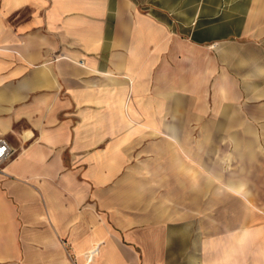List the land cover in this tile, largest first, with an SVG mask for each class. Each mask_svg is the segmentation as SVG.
Masks as SVG:
<instances>
[{
    "label": "crops",
    "instance_id": "0c3cea01",
    "mask_svg": "<svg viewBox=\"0 0 264 264\" xmlns=\"http://www.w3.org/2000/svg\"><path fill=\"white\" fill-rule=\"evenodd\" d=\"M0 139V264H264V0H0Z\"/></svg>",
    "mask_w": 264,
    "mask_h": 264
},
{
    "label": "rangeland",
    "instance_id": "374dc122",
    "mask_svg": "<svg viewBox=\"0 0 264 264\" xmlns=\"http://www.w3.org/2000/svg\"><path fill=\"white\" fill-rule=\"evenodd\" d=\"M199 183V182H198ZM198 185V184H197ZM196 202H197V204L198 205H203L204 204V202H205V197H204V194L201 192L200 193V191H198V195H197V198H196ZM203 216H204V212L203 211H197V225H198V231L200 230V228H199V226H200V221L202 220V219H204L203 218ZM201 219V220H200Z\"/></svg>",
    "mask_w": 264,
    "mask_h": 264
},
{
    "label": "built area",
    "instance_id": "2783aa9c",
    "mask_svg": "<svg viewBox=\"0 0 264 264\" xmlns=\"http://www.w3.org/2000/svg\"><path fill=\"white\" fill-rule=\"evenodd\" d=\"M0 147H3L5 149L3 153H0V163H1L5 157L12 155L14 153V150L9 146L7 141L4 139H0Z\"/></svg>",
    "mask_w": 264,
    "mask_h": 264
},
{
    "label": "snow or ice",
    "instance_id": "6c2138e0",
    "mask_svg": "<svg viewBox=\"0 0 264 264\" xmlns=\"http://www.w3.org/2000/svg\"><path fill=\"white\" fill-rule=\"evenodd\" d=\"M5 149L3 147H0V153H3Z\"/></svg>",
    "mask_w": 264,
    "mask_h": 264
}]
</instances>
